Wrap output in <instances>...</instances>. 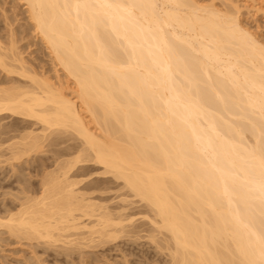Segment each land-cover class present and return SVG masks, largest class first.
I'll return each instance as SVG.
<instances>
[{
	"label": "bare ground",
	"instance_id": "obj_1",
	"mask_svg": "<svg viewBox=\"0 0 264 264\" xmlns=\"http://www.w3.org/2000/svg\"><path fill=\"white\" fill-rule=\"evenodd\" d=\"M19 1L74 87L40 76L13 40L0 42L9 80L0 81V122L41 126L8 145L7 160L80 145L51 151L56 161L75 156L44 174L38 196L5 211L0 231L30 247L62 243L68 258L81 245L72 235L114 238L122 221L70 180L94 163L150 207L171 264H264V40L242 19V9L264 13V0H225L226 10L217 0ZM15 131L0 125V151Z\"/></svg>",
	"mask_w": 264,
	"mask_h": 264
},
{
	"label": "rangeland",
	"instance_id": "obj_2",
	"mask_svg": "<svg viewBox=\"0 0 264 264\" xmlns=\"http://www.w3.org/2000/svg\"><path fill=\"white\" fill-rule=\"evenodd\" d=\"M231 2L242 6L244 0ZM216 3L219 8L226 10L230 1L217 0ZM27 16L26 6L19 0H0V42L3 46L9 47L13 40L17 52L21 53L31 69L40 76L51 79L58 86L68 90L73 88L71 81L55 67L47 48L36 38ZM242 19L246 27L264 40V13L259 12L253 16L242 9ZM0 81H9L1 69ZM0 125L16 128L15 132L2 137L15 138L3 142L0 151V216H4L5 211L15 212L25 199L38 196L44 174L56 170L58 163L75 156L63 155L56 161L51 151L63 150L71 153L80 142L68 140L60 147L47 148L48 152L45 155H37L28 163L22 161L13 165L7 160L10 156L8 145L20 142L22 135L31 129L40 133L41 126L11 116L2 120ZM57 138L67 140V136L64 135ZM67 147L71 149L66 150ZM84 166L86 167L84 170L78 172L76 167L70 174L72 176L70 180L76 183L74 186L76 192L83 196L86 202L102 206L104 212L115 221H122L124 230L102 243H98L95 237L80 233L70 236L66 240H74L81 245L80 250L74 251L69 258L64 254L62 243L57 244L59 247L43 245L30 247L28 241H19L0 231V264L34 263L36 258L41 259L43 264H171L167 234L158 230L150 207L125 189L121 181L110 174H103L104 170L100 165L89 163ZM94 220V217H81L79 223L92 225L91 222Z\"/></svg>",
	"mask_w": 264,
	"mask_h": 264
}]
</instances>
